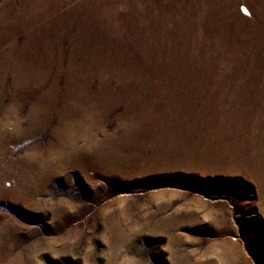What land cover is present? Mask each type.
<instances>
[{"label":"rangeland","instance_id":"374dc122","mask_svg":"<svg viewBox=\"0 0 264 264\" xmlns=\"http://www.w3.org/2000/svg\"><path fill=\"white\" fill-rule=\"evenodd\" d=\"M263 160L264 0H0V264H264Z\"/></svg>","mask_w":264,"mask_h":264},{"label":"bare ground","instance_id":"6f19581e","mask_svg":"<svg viewBox=\"0 0 264 264\" xmlns=\"http://www.w3.org/2000/svg\"><path fill=\"white\" fill-rule=\"evenodd\" d=\"M135 49H136V48H135ZM132 54H133V53H132ZM184 63H185V62H184ZM170 64H171V63H170ZM18 68H19V66L17 67V69H18ZM153 68H154V67H153ZM156 68H157V67H156ZM160 68H161V67H160ZM164 68H165V67H164ZM18 70L21 71V69H18ZM173 70H174V69H173ZM173 70H172V71H173ZM167 72H168V71H167ZM186 72H187V71H186ZM171 73H172V72H171ZM178 75H179V74H178ZM182 76H183V75H182ZM156 77H157V76H156ZM178 78H179V77H178ZM187 78H188V77H187ZM160 79H161V78H160ZM195 81H196V80H195ZM195 81H194V82H195ZM176 82H177V81H176ZM161 83H162V82H161ZM186 83H187V82H186ZM179 87H180V86H179ZM187 87H188V86H187ZM163 88H164V87H163ZM183 90H184V89H183ZM164 91H165V89H164ZM164 91H163V92H164ZM186 92H187V91H186ZM172 93H173V92H172ZM162 94H163V93H162ZM175 94H176V93H175ZM189 95H190V94H189ZM181 96H182V95H181ZM191 96H192V94H191ZM168 97H169V96H168ZM194 97H195V96H194ZM156 98H157V97H156ZM162 98H163V97H162ZM162 98H161V99H162ZM181 98H182V97H181ZM179 99H180V98H179ZM166 102H167V101H166ZM172 102H173V101H172ZM187 102H188V101H187ZM191 102H192V101H191ZM178 104H179V103H178ZM184 104H185V103H184ZM188 104H189V103H188ZM198 104H199V102H198ZM168 105H169V104H168ZM194 106H195V105H194ZM199 106H201V105H199ZM178 107H179V106H178ZM167 108H168V107H167ZM188 109H189V107H188ZM201 109H202V108H201ZM191 110H192V109H191ZM198 110H199V109H198ZM192 111H193V110H192ZM185 113H187V112H185ZM185 116H186V115H185ZM183 117H184V115H183ZM177 118H178V117H177ZM184 118H185V117H184ZM193 118H194V117H193ZM190 120H191V119H190ZM171 121H172V120H171ZM172 123H173V122H172ZM178 123H179V122H178ZM189 123H190V122H189ZM189 123H188V124H189ZM191 123H192V122H191ZM242 128H243V127H242ZM227 130H228V129H227ZM241 131H243V130H241ZM246 131H247V130H246ZM238 133H239V132H238ZM242 133H243V132H242ZM237 135H238V134H237ZM239 135H241V134H239ZM201 136H202V135H201ZM242 136H243V135H242ZM229 137H230V135H229ZM233 138H234V135H233ZM239 138H240V136H239ZM247 140H248V138H247ZM253 140H254V139H253ZM229 141H230V140H229ZM244 141H245V139H244ZM256 146H257V145H256ZM204 148H205V147H204ZM245 148H246V147H245ZM242 149H243V147H242ZM240 150H241V149H240ZM240 150H239V151H240ZM243 150H244V149H243ZM245 151H246V150H245ZM201 152H202V151H201ZM241 152H242V150H241ZM243 153H245V152H243ZM243 153H242V154H243ZM195 155H196V154H195ZM243 155H244V154H243ZM198 157H199V156H198ZM238 159H239V158H238ZM240 159H241V158H240ZM248 161H249V160H248ZM263 161H264V160H263ZM248 165H249V164H248ZM252 167H253V166H252Z\"/></svg>","mask_w":264,"mask_h":264}]
</instances>
